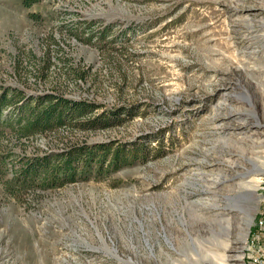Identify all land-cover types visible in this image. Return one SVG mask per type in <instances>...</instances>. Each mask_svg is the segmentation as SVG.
<instances>
[{
  "label": "rangeland",
  "instance_id": "obj_1",
  "mask_svg": "<svg viewBox=\"0 0 264 264\" xmlns=\"http://www.w3.org/2000/svg\"><path fill=\"white\" fill-rule=\"evenodd\" d=\"M0 87L101 105L94 114L135 106L105 129L67 122L26 135L12 124L15 104L2 108L0 264L257 256L264 0H0ZM110 140L138 158L44 189L42 175L20 171L65 142Z\"/></svg>",
  "mask_w": 264,
  "mask_h": 264
},
{
  "label": "trees",
  "instance_id": "obj_2",
  "mask_svg": "<svg viewBox=\"0 0 264 264\" xmlns=\"http://www.w3.org/2000/svg\"><path fill=\"white\" fill-rule=\"evenodd\" d=\"M39 0H23L24 5L31 6ZM103 34V33H102ZM82 78V74L78 72ZM15 104L17 118L13 126L21 135L42 133L64 123H74L84 129H105L113 124L122 123L126 117L132 118L135 113L131 107H118L111 111L101 110L96 103L82 100H69L60 95L41 94L26 95L20 90L0 87V122L2 108ZM13 116V115H12ZM6 117V116H5ZM81 118L83 120H81ZM5 119H9V115ZM114 142H65L63 150L47 152L42 156H30L20 170L22 175L31 181L42 175L41 188L60 187L78 180H89L94 169L99 174H107L110 170L120 168L137 159L138 154L127 153L120 147L113 149ZM131 156V157H129Z\"/></svg>",
  "mask_w": 264,
  "mask_h": 264
},
{
  "label": "bare ground",
  "instance_id": "obj_3",
  "mask_svg": "<svg viewBox=\"0 0 264 264\" xmlns=\"http://www.w3.org/2000/svg\"><path fill=\"white\" fill-rule=\"evenodd\" d=\"M264 205V203H263ZM264 206L262 210L260 211L257 219H256V227H257V232L255 236L252 239L256 240V252L255 254L257 255L255 258L251 257V261L249 264H263L264 263V256H259V253H264V235H262V238H258V234H264ZM203 248V251L201 250V260L204 261V259H210L212 258L211 256V240L210 241H204L203 244L201 245ZM213 254V253H212ZM201 261V262H202Z\"/></svg>",
  "mask_w": 264,
  "mask_h": 264
},
{
  "label": "water",
  "instance_id": "obj_4",
  "mask_svg": "<svg viewBox=\"0 0 264 264\" xmlns=\"http://www.w3.org/2000/svg\"><path fill=\"white\" fill-rule=\"evenodd\" d=\"M112 251H114V253H115V256H116V254H117V249L114 247L113 249H112ZM117 257V256H116ZM119 260V259H118ZM122 260V259H121ZM119 263H122V264H128V263H125V262H123V261H120L119 260Z\"/></svg>",
  "mask_w": 264,
  "mask_h": 264
},
{
  "label": "built area",
  "instance_id": "obj_5",
  "mask_svg": "<svg viewBox=\"0 0 264 264\" xmlns=\"http://www.w3.org/2000/svg\"><path fill=\"white\" fill-rule=\"evenodd\" d=\"M263 219H264V217H263ZM262 235H264V234H258V238H262ZM259 256H264V253H259Z\"/></svg>",
  "mask_w": 264,
  "mask_h": 264
}]
</instances>
